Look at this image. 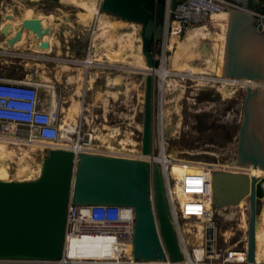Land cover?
Instances as JSON below:
<instances>
[{
  "label": "water",
  "instance_id": "obj_1",
  "mask_svg": "<svg viewBox=\"0 0 264 264\" xmlns=\"http://www.w3.org/2000/svg\"><path fill=\"white\" fill-rule=\"evenodd\" d=\"M260 3L261 0H242L244 8L228 12L225 77L264 82V25L252 13L262 11ZM175 5L176 0H172L171 8ZM166 6V0H102L100 10L139 24L147 65L158 67L161 59L155 54L163 39ZM15 18V14L7 13L1 27L9 47L20 42L25 32L37 37L38 50L50 47V41L45 37L50 35L51 26L44 24L41 17H23L14 30ZM207 46L208 42L203 41L202 48ZM153 77V73L144 77L142 151L146 155L151 154L153 145ZM243 114L237 162L244 166L261 165L264 169V87L246 86ZM174 126L166 130L168 136ZM212 189L215 210L237 208L247 197L250 203L248 259L254 261L255 233L260 227L259 203L264 198V175L215 169ZM71 201L74 204L133 206L136 216L134 258L165 260L168 253L173 260L183 259L159 163L155 164L152 174L146 158L101 152L77 155L71 149L59 147L49 149L37 177L0 180V258H59L63 252Z\"/></svg>",
  "mask_w": 264,
  "mask_h": 264
},
{
  "label": "built area",
  "instance_id": "obj_2",
  "mask_svg": "<svg viewBox=\"0 0 264 264\" xmlns=\"http://www.w3.org/2000/svg\"><path fill=\"white\" fill-rule=\"evenodd\" d=\"M171 2L172 0H166L164 33L165 31H174V25L177 23L180 25V33L184 34L197 26L212 25L214 23L213 15L216 13H228L231 9L244 8L242 0H176L174 9L171 8ZM260 7L262 11L254 10L252 13L264 25V0H261ZM94 28L95 26H93L82 58L62 59L72 65H83L87 78H89L87 72L90 69H100L101 74L96 77L95 81L97 87V84L100 83V77L104 73L103 69L116 70L120 67L112 62L105 67L98 65L99 60H97L92 43ZM165 55V41H163L160 59H164ZM111 73L113 72L111 71ZM158 76L160 95L158 119L161 120L163 115L162 99L165 89L164 80L160 75ZM88 83L89 81L86 80L84 85L86 87H83L80 96L83 100H90L91 102H88L89 106L83 104L78 118L79 123L75 125L81 131V136L78 137L77 134H73V138H70L63 136L65 131L61 124L63 111L57 102L58 94L55 82H46L45 85L49 94L47 102H44L41 98L42 85L40 83L0 75V136L15 131L19 126H24L27 128V137L22 140L27 142L26 145L36 142L45 143L48 149L51 147L71 149L77 155L81 152L108 153L102 150V148H106V145L102 144L98 136L95 135L97 129H101L100 126L104 121H99V116L95 112L97 106L101 104V99H97L93 103V92L98 90L95 87H90L91 84L88 85ZM112 84V87L116 86L114 83ZM124 94L121 92L117 100L123 98ZM167 129L162 121L158 122L156 134V147L158 149L153 148L155 147L154 142L152 152L149 155L143 153V140H137L134 133L133 138L139 142L137 145L138 154H123L119 147L115 150L117 153L109 154L146 158L151 164L152 174L155 164L159 163L165 182L172 221L183 252V259L190 260L191 263L197 261L200 264L205 262L228 264V259L235 253H239L235 246L239 241H234L229 236L225 238V231L219 229L218 223L225 220L227 216L239 217L240 219L245 214L249 221L250 203L244 201L245 204H241L237 208L213 209L212 177L215 169L237 171L233 167L225 166L230 163H220L218 166L205 163L201 169H189L181 176L173 175L172 166L176 157H169L165 150L167 147L165 140L167 132L165 134V131ZM171 134L176 133L171 131ZM119 142L120 140H116V144ZM90 146L96 150H88L87 147ZM190 164L191 162L187 161L185 166H190ZM233 164L237 163L233 162ZM152 197L154 200V190H152ZM135 217V209L131 205L74 204L71 201L67 212L63 252L59 258L5 257L0 258V264H160L154 260L134 258ZM191 219H199L205 225L204 235L200 241H198L197 233L187 230L185 227L184 222ZM73 249H81L82 255H73L71 253ZM168 259L169 261L172 260L167 253V258L164 260L165 264L168 263ZM242 259L245 258L233 257L229 264H240L238 260Z\"/></svg>",
  "mask_w": 264,
  "mask_h": 264
},
{
  "label": "rangeland",
  "instance_id": "obj_3",
  "mask_svg": "<svg viewBox=\"0 0 264 264\" xmlns=\"http://www.w3.org/2000/svg\"><path fill=\"white\" fill-rule=\"evenodd\" d=\"M26 7L34 9L35 12L32 17H38L39 13L54 14L55 20L53 19V22L56 23L55 26L58 28L56 38H58L57 42L60 41V44L58 43V48H54L52 46L53 39L51 40L49 36H46L45 39H48L51 44L50 47L47 48L48 51L36 50L38 39L34 34H30V36L26 39L27 32H25L22 41L18 42L14 47H9L5 43V38L1 33V27L5 22L4 16L10 12L15 14V16H18L19 18H23L24 10ZM39 9H41L42 11ZM84 9L94 10L91 5L87 3V1L69 3V1L66 0L60 3H52L45 0H0V42L3 43V47H0V75H5L7 77L18 80L40 83L42 85L41 98L44 102H47V97L49 94L47 86L45 85L46 82L50 81L51 78L55 79L54 77L59 76L61 80L59 79V77L56 78L58 94L57 102L61 109L64 107H69V105L71 104L70 99L72 95H75L74 91H76L75 88L77 84H72V82L70 84L68 82V76L71 73H74L75 70L73 69L72 71H61V67L59 65L62 62H64L62 64L68 63L65 62L62 58H82L85 54L87 43L92 34L93 26H95L94 31L97 30L96 21H94L91 26L87 25V29H90V33L89 30L87 33L83 31L85 30V27L83 26V23L81 24V22L79 21V16L77 14L78 11H84ZM64 17L66 20H64ZM113 18L120 19L115 16H113ZM13 24L14 30H16L18 24L16 22H13ZM69 24H71L70 27L68 26ZM208 26L212 32L221 31V27L219 25L212 24ZM137 27L138 33L140 35L141 26L137 25ZM184 35L185 34H181V36ZM165 40L167 41L165 47L168 50L166 57L168 59V57L172 54V49L167 46L169 43L168 36ZM203 41H207L209 47H211V40L204 39ZM162 45L163 42L160 41L158 48L159 56L162 53ZM58 49L60 50V52H57L59 51ZM108 61H112V63L116 62L115 65L119 66L120 68H117L116 70L103 69L104 73L102 77H100L99 83L102 88L105 84H107L106 81L109 82V75L123 73L125 74V80H135L139 85V89H134L131 92L132 95H126L127 93L124 94L123 99L120 98L117 100L118 97L114 99V96L110 98L111 106L108 108V110H106L103 100L101 99L100 106H97V108L95 109V112L99 116L98 120H106L109 125L120 127L121 131L124 133L126 131H133L134 136H137L136 139L141 141V139L143 140V121L145 107V72L141 69L128 70V68H126V66H124L123 64V67H121V65H119V62L111 59H107V61L99 60V63H101V65L105 67L109 65L108 63H111ZM196 62L200 65L205 64L204 59H197ZM68 64L72 66V68L78 66L72 65L70 63ZM166 64H168V60ZM111 71L113 73H111ZM93 72H91L93 73L92 75L96 73L98 75L101 74L100 69L94 70ZM91 73L88 74V76L92 78ZM45 75L49 76V79H46ZM158 79L159 78H157V82ZM179 79L184 85V93L182 95V98L178 100L180 102L177 101V103L176 101L170 100L169 103L163 104V112L165 116L167 115V117L162 115L161 120L158 119L160 98L158 97V89L156 90L154 102L155 113H153L152 124L153 144L155 140V147L153 148H155V150L158 149L156 147L158 122L162 121V123L170 127L178 124L180 121L181 126L176 134L168 136L165 131V139L167 141V149L165 148V150L169 157H176L189 162H202L211 164H226L234 161L237 162L240 128L244 116L243 108L244 100L246 97V86L236 85V91L232 94L233 96L229 95L228 97H225L220 91H218V88L216 86L215 88L217 90L210 87L206 83H200L188 76ZM112 85L113 84L111 83L110 88L112 87ZM121 89H124V87H121ZM180 89V87H171V90H169L168 92L169 95L166 94L165 99L168 100V98H172V96L174 97V95L177 94ZM217 91L220 93H217ZM208 94L212 95L209 99L207 98ZM129 96L131 97L129 98ZM83 102L85 106H89V103L87 102L91 101L83 100ZM179 107L181 109H179ZM169 110L170 112H168ZM89 117L91 118V116ZM173 128H171V131L173 130ZM5 135L23 139L24 137H27V128L24 126H19L17 129H15V131L7 133ZM49 149L46 148L42 152H33V154L35 153L33 156H35L34 160L36 161V163L42 165L44 158L48 155ZM239 220V217L235 218L232 216H227L225 220L218 223V226L221 231L232 229L234 231V235H232L230 238L234 241H239L235 246H244L246 245V241L248 240V229H246L245 232L241 229H238V224H240ZM198 221L200 222L199 219H191L187 220L184 223L186 224L187 222H192V224H195V222ZM244 233L246 234V237L243 236ZM225 238H227L226 235Z\"/></svg>",
  "mask_w": 264,
  "mask_h": 264
},
{
  "label": "bare ground",
  "instance_id": "obj_4",
  "mask_svg": "<svg viewBox=\"0 0 264 264\" xmlns=\"http://www.w3.org/2000/svg\"><path fill=\"white\" fill-rule=\"evenodd\" d=\"M62 1H66V0H62ZM67 1H69V3H74V2L77 3L78 1H87V3H89V5H91V7L94 9V10L84 9V11H78L77 15L79 16V21L81 22V24L82 23L86 24V26L87 25L91 26L92 22L96 21L97 30H95L93 34V45L95 48L94 51L98 58L97 60L107 61V59H111L117 61L119 59L117 61L119 62V65H121V67H123V65L126 66L128 70L141 69L144 70L145 75L146 74L148 75L150 73L151 74L153 73L154 75L158 74L164 80V89L166 93H168L169 90H171V87L181 88L180 91L174 95V97L172 96V98H168V100L165 101L166 104L169 103L170 100L176 101L177 103V101L182 98V95L184 93V88H183L184 85L182 84V81H180L179 78H184L186 76L191 77L195 81H198L200 83H206V84H209L208 82L212 83L210 85H214V87L216 86L218 88V91H220L225 97H228L229 95L231 96L236 91L235 90L236 85H244V86L251 85L254 87L256 86L264 87V82L248 80V79L230 78L224 76V61L227 53L226 45L228 41V33H229L228 27L230 22V14L227 12H220L213 15V20H214L213 24L219 25L221 27V31L218 32H212L208 25H202L191 28V30H189L187 33H184L185 34L184 36H181L180 25L177 23H175L174 25V31L172 32L165 31V33L163 31V39L161 41L162 42L165 41V45H166L167 41L165 39L168 36L169 43L167 46L170 49H172V54L167 59L166 57L168 50L165 47L166 55L164 59L161 58L160 65L158 67H149L147 65L145 53L143 51V39H141L142 37L138 33L137 25L139 24L132 21L128 22V20L123 21L124 19L120 20L121 18L116 19L113 18V15L101 12L100 6L102 0H67ZM34 12L35 11L33 8L26 7L24 10V17H32L34 15ZM38 15H39L38 17L42 18L44 24H46L48 21L52 22V20L54 19L53 13H50L48 15L44 13H39ZM21 20L22 18L16 16L14 22H16L19 25ZM64 20H66L65 17ZM70 25L71 24H69L68 26L70 27ZM204 39L211 40L210 41L212 43L211 47H209L208 45L207 48L206 47L202 48V41ZM21 41L22 39L20 40V42ZM55 41L57 42V40ZM0 45H1L0 47H3V43L0 42ZM36 50H38L37 47ZM57 52H60V50ZM197 59H204L205 64L204 65L198 64L196 62ZM167 60H168V64H166ZM108 62H112V61H108ZM62 63L61 64L59 63L60 64L59 66L61 67L60 69L61 71H69V70L72 71L73 69L75 70L74 73H71L68 76V82L70 84L71 82L72 84L73 83L77 84L75 88L76 91H74L75 95H72L70 99L71 104L69 105V107L62 108L63 113L61 117V124H62V128L65 130L63 133V136L65 137L73 138V134H77L78 137L81 136V131L77 129L75 125L79 123L78 118L84 103L80 95L82 94L83 87H86L84 86L86 80L89 81L88 85L91 84L90 87H95V89L98 90V91L95 90L96 92H93L94 95L92 99L93 103L96 102L97 99H102L106 110H108V108L111 106L110 103L111 96L112 97L114 96L115 99L119 96L121 92H124L125 94L127 93L126 95H130V94L132 95L131 92L134 89H139V85L137 84V82L131 79H130L131 81H126L125 74L123 73H116L114 75H109L108 76L109 82L106 81L108 85H104V87L102 88L98 83L96 87L95 81H96V77H98L99 75L97 73L92 75L95 69H90L87 72L88 74L93 72L91 73L92 78L91 77L87 78L86 75L84 76L86 70L83 68L84 67L83 65L79 64L78 66H76L77 68H72V66H70L68 63L65 64ZM98 65H101V63H99ZM45 78L49 79V76L45 75ZM219 79L221 81H219L218 84H216V82ZM111 83H114L116 86L119 84L120 86H123L125 89H121L120 86L117 90H116V86L111 87L113 88L111 89L110 88ZM145 86H146V82H145ZM130 97L131 96H129V98ZM179 109L181 108L179 107ZM168 112H170V110ZM165 117H167V115ZM180 126L181 125L179 121V123L174 126L172 133H176L177 131H179ZM100 127L101 129H97L98 131L95 133V135L98 136V139H100L102 144L106 145V148H102V150L108 153H117L115 150L117 149V147H119L122 153L126 155H136L139 153V149L137 147L139 142H137L133 138L132 136L133 131L132 132L126 131L124 133L121 131L119 127L109 125V123L106 120L103 121V124ZM167 128L169 127L167 126ZM116 140H120V142L116 144ZM26 143L27 142H24L22 139L15 138L13 136H5V135L0 136V180H15V179H28V178L31 179L33 177H37V175L40 174L41 164L36 163V161L34 160L35 156H33L35 153L33 154V152L34 151L42 152L48 146L45 143H38V142L31 143L28 145H26ZM61 144L64 145V143ZM87 149L92 151L96 150L93 146L87 147ZM186 163H187L186 160L176 158L172 166V174L175 176H181L182 174H184L185 171L189 169L192 170L201 169V167H203V165L205 164L202 162H191L190 166L189 165L185 166ZM236 163L237 164H233V162H230V164H227L225 166L233 167L237 172H246L249 175H257V176L264 175V169L261 165L244 166L243 163L242 164L239 162ZM215 165L218 166L220 164H215ZM244 201H248L247 197L241 202L242 205L245 204ZM259 213H260V220H259L260 227L255 233V241H256L255 260L250 261L248 259V245L250 243V237L248 231V240L246 241V245L236 246L239 253H235V255H232L228 259V264L230 263L233 257L245 258L242 260H238L240 264H264V198L259 203ZM239 222L240 224H238V229H241L244 232L246 229H249V221L247 219L246 214L240 218ZM185 227L187 230L193 231L194 233L198 234V238H199L198 241H200V238L203 237L204 235L205 225L204 223H202V221L195 222V224H192V222H187L185 224ZM224 235H226V237L228 236L231 237L232 235H234V231L232 229H227ZM245 235L246 234L244 233L243 236L246 237ZM82 252L83 251L81 249H76V250L73 249L71 253L73 255H82ZM243 252H247V253H243ZM172 260L170 259L169 261L168 259L167 264H200L197 261H195V263H191L190 260L187 259L173 260V261ZM154 261L159 262L160 264H165L164 260H154ZM187 261L189 262L187 263ZM202 264H215V263L205 262Z\"/></svg>",
  "mask_w": 264,
  "mask_h": 264
},
{
  "label": "crops",
  "instance_id": "obj_5",
  "mask_svg": "<svg viewBox=\"0 0 264 264\" xmlns=\"http://www.w3.org/2000/svg\"><path fill=\"white\" fill-rule=\"evenodd\" d=\"M46 15H48V14H46ZM54 20H55V19H54ZM54 20H52V22H51V21H48L46 24L49 25V26H51V33H50V35H48V36L51 38V40L53 39V41H52V42H53V43H52V46H53L54 48H56V47L58 48L59 45H58V43L55 41V40H57V38H56V37H57V36H56L57 34H56V33L58 32V31H57L58 28L55 26L56 23L53 22ZM58 25H59V24H58ZM83 25H84V27H85V28H84L85 30H83V31H84L85 33H87L88 30H89V33H90V29H87L88 26H86V24H83ZM30 34H32V33H30V32L28 33V32H27V34H26V39L30 36ZM26 39H25V40H26ZM75 68H76V67H75ZM54 78H55V79H51V81H53V82L55 81V83L57 84V79H56L57 77H54ZM51 81H48V82H51ZM66 81H67V79H66Z\"/></svg>",
  "mask_w": 264,
  "mask_h": 264
},
{
  "label": "flooded vegetation",
  "instance_id": "obj_6",
  "mask_svg": "<svg viewBox=\"0 0 264 264\" xmlns=\"http://www.w3.org/2000/svg\"><path fill=\"white\" fill-rule=\"evenodd\" d=\"M159 48V43H158V45H157V49H156V56L155 57H159V59H160V56L158 55V49ZM156 76H158V74L157 75H154V77H153V99H152V106H153V113H155V105H154V102H155V95H156V90L158 89V93H159V81L157 82V78L158 77H156ZM182 79V78H181ZM159 80V79H158ZM145 90H146V86H145ZM166 92H164V94H163V99H162V106H163V104L165 103V101H167L166 99H165V95L166 94H168V93H166ZM210 96H212V95H209L208 94V99L210 98ZM145 97H146V92H145ZM158 97L160 98V95H158ZM173 101V100H172Z\"/></svg>",
  "mask_w": 264,
  "mask_h": 264
}]
</instances>
